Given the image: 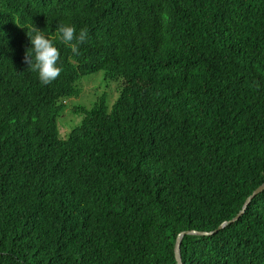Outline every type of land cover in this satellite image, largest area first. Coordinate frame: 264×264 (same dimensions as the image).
Segmentation results:
<instances>
[{
    "label": "trees",
    "instance_id": "obj_1",
    "mask_svg": "<svg viewBox=\"0 0 264 264\" xmlns=\"http://www.w3.org/2000/svg\"><path fill=\"white\" fill-rule=\"evenodd\" d=\"M89 30L79 54L58 24ZM54 38L58 79L24 63ZM119 80L72 112L82 77ZM264 0H0V264H264Z\"/></svg>",
    "mask_w": 264,
    "mask_h": 264
},
{
    "label": "clouds",
    "instance_id": "obj_2",
    "mask_svg": "<svg viewBox=\"0 0 264 264\" xmlns=\"http://www.w3.org/2000/svg\"><path fill=\"white\" fill-rule=\"evenodd\" d=\"M27 36L32 47L25 52L24 63L28 69L38 72L42 84L49 85L59 78L62 67L58 66L61 53L54 44V38L46 37L41 29L36 26L27 28ZM89 30L87 27L80 28L79 32L75 26L58 24L56 37L61 43L68 46L72 53L79 54V46L88 40Z\"/></svg>",
    "mask_w": 264,
    "mask_h": 264
},
{
    "label": "rangeland",
    "instance_id": "obj_3",
    "mask_svg": "<svg viewBox=\"0 0 264 264\" xmlns=\"http://www.w3.org/2000/svg\"><path fill=\"white\" fill-rule=\"evenodd\" d=\"M119 80L105 79L104 71L100 70L81 78L79 81L80 93L71 98L62 99L65 108L57 120L60 135L66 134L79 123L81 117L72 112L74 106L89 108L102 96L106 98L107 107L110 109L118 96Z\"/></svg>",
    "mask_w": 264,
    "mask_h": 264
},
{
    "label": "water",
    "instance_id": "obj_4",
    "mask_svg": "<svg viewBox=\"0 0 264 264\" xmlns=\"http://www.w3.org/2000/svg\"><path fill=\"white\" fill-rule=\"evenodd\" d=\"M263 190H264V182L262 184H260L257 188H255L254 191L246 198V200H245L241 210L238 212V214L234 218H232L230 221L221 223L218 226V229H221L223 226H225V224L231 223V222L235 221L236 219H238L240 217V215H242V213L245 211V209L248 206L251 199L253 197H255L257 194H259L260 192H262ZM188 234L210 235L211 232H199V231L191 230V231H182V232L178 233L176 240H175V244H174V256H175V260H176L177 264H182L181 255H180V243H181L182 237L184 235H188Z\"/></svg>",
    "mask_w": 264,
    "mask_h": 264
}]
</instances>
